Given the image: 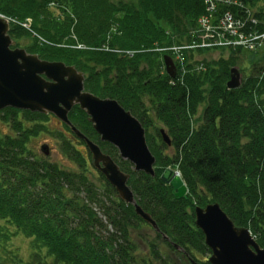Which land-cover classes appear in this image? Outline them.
<instances>
[{"label":"trees","instance_id":"obj_1","mask_svg":"<svg viewBox=\"0 0 264 264\" xmlns=\"http://www.w3.org/2000/svg\"><path fill=\"white\" fill-rule=\"evenodd\" d=\"M133 1L0 0V13L30 22V30L12 25L17 45L44 61L76 68L87 91L117 101L142 123L157 159L156 176L133 173L129 186L157 224V238H168L163 243L169 252L188 264H210L200 259L211 250L195 217L196 207L209 204L249 229L264 249V46L250 52L187 49L202 42L205 16L216 25L231 15L247 22L248 34H264V0H208L210 6L207 0ZM208 7L215 8L213 14ZM214 31L229 37L221 28ZM175 48L182 50L175 54ZM166 55L176 62L175 79L165 71ZM233 68L243 74L242 84L229 90ZM69 119L122 171L133 172L115 147L100 141L82 110L73 109ZM161 128L171 146L162 142ZM45 134L54 136L74 168L33 149ZM85 146L52 115L0 111V264L164 260L155 242L147 245L148 253L141 251L133 232L142 228V219L102 174L93 173ZM168 168L180 172L188 189L182 199L163 180ZM16 241L24 247L14 248Z\"/></svg>","mask_w":264,"mask_h":264},{"label":"water","instance_id":"obj_2","mask_svg":"<svg viewBox=\"0 0 264 264\" xmlns=\"http://www.w3.org/2000/svg\"><path fill=\"white\" fill-rule=\"evenodd\" d=\"M10 24L0 18V110L16 108L43 114L51 113L70 126L78 138L83 139L93 155L94 167L100 170L107 182L117 191L123 202L134 203V193L128 187L129 176L122 173L114 161L100 148L72 126L69 113L78 105L86 111L101 141L117 148L120 155L134 165L136 170L154 175L155 158L150 153L144 129L117 101L101 99L92 93H84V75L64 63L42 61L25 50H12L15 43L10 35ZM166 71L176 78L173 60L164 57ZM241 74L231 70L229 90L241 86ZM164 142L171 145L165 130ZM42 152L49 155L47 145ZM166 180V179H165ZM168 181V180H166ZM178 199L184 198L188 189L178 174L168 181ZM136 214L153 229L159 228L151 216L138 205ZM196 226L205 237L211 250L210 264H264V249L260 247L249 229L236 227L218 204L195 209ZM164 240L168 241L166 236ZM182 251L179 247H175ZM198 264V263H194Z\"/></svg>","mask_w":264,"mask_h":264},{"label":"rangeland","instance_id":"obj_3","mask_svg":"<svg viewBox=\"0 0 264 264\" xmlns=\"http://www.w3.org/2000/svg\"><path fill=\"white\" fill-rule=\"evenodd\" d=\"M112 1H114V2H117V1L136 2L133 0H112ZM217 1H221V0H217ZM208 6H210L209 1H208ZM208 8H209V11L211 13H213L212 11L215 10V8H212V7H208ZM0 14H2V13H0ZM2 15L7 20H16V19L9 17V16H6L4 14H2ZM222 19H223V23L224 22L226 23L229 20L226 14L224 15V17ZM230 19H231V15H230ZM215 27L217 29L220 28L219 25H215L213 27L211 24H209L205 29L207 30V33H209L211 31L215 30ZM256 38L257 37H253V39H250V40L256 41ZM25 44H27V42H25ZM201 44H202V42L196 44V46H200ZM247 46H248V48H253L251 45H247ZM192 47H194V46H192ZM246 51H248L247 48H246ZM241 76L243 78L242 73H241ZM204 109H205V106L201 107L199 115H201L203 113ZM199 115H198V117H199ZM2 130L4 131L5 128L2 127ZM45 144H47L48 147H50L49 155L47 156L50 161L58 162L59 164L63 165L64 167H67V168H74L73 164L61 153L60 144L54 138V136H50L49 134L42 135L33 141L32 146H33V149L35 151L42 154L41 153V146H43ZM168 153H172V150H169ZM133 238L136 242H138V244L140 245L141 251L143 253H148L149 248H147V245L150 242H155L156 244H158V246L160 247V249L162 250V253H163V256H161V259L163 257L164 260L163 261H153L152 264H167V263L168 264H188V262H185L186 260H184L182 257H179L176 254H174L173 251L169 252L167 250V247L163 243V240H159L157 238V231L155 229L151 228L150 225H148V224H144L142 226V228L134 231L133 232ZM19 245L21 247H24L25 244L23 241L14 242V248H16V249L19 248L20 247ZM208 257H209V255L208 256L205 255L203 258H200V259L208 260ZM194 263H197V262H193V264Z\"/></svg>","mask_w":264,"mask_h":264},{"label":"bare ground","instance_id":"obj_4","mask_svg":"<svg viewBox=\"0 0 264 264\" xmlns=\"http://www.w3.org/2000/svg\"><path fill=\"white\" fill-rule=\"evenodd\" d=\"M227 43H235L236 42V40L234 39V38H231L230 40H228V41H226ZM167 75L169 76V74L167 73ZM170 77V76H169ZM170 78H172V77H170ZM172 79H175V78H172ZM84 93H90L89 91H87L86 90V88H84ZM79 108L80 106H78V105H76L73 109H75V108ZM5 109H7V108H5ZM5 109H2V110H0V111H3V110H5ZM16 110V109H15ZM127 111V110H126ZM85 114H86V116H87V113H86V111H83ZM127 112H129V113H131V115L133 116V114H132V112H130V111H127ZM133 118L134 119H136V121L138 122V124L141 126V128L142 129H144V131H145V133H146V130H145V128H144V126L142 125V123L135 117V116H133ZM161 131H163V128H161L160 129V136H161V140H162V142L164 143V144H166L165 142H164V139H163V136H162V134H161ZM98 135V134H97ZM99 136V135H98ZM86 137V136H85ZM87 138V140H89L91 143H93V144H95V145H97L99 148H100V150H101V152L104 154V155H106V156H108V157H110L113 161H114V163L119 167V169H120V171L122 172V173H124L125 175H128L130 178H129V181H128V187H130L129 186V182H130V180H131V178L133 177V173H142V174H145L146 176H149V177H151V178H154L155 176H156V169H157V159H156V157L154 156V154L152 153V151L150 150V148H149V150H150V153L152 154V156L155 158V163H154V165H153V171H154V175H151V174H147V173H145L144 171H141V170H136V168L134 167V165L133 164H131L128 160H126V159H124L121 155H120V153L118 152V156L120 157V159L122 160V161H124V162H127V163H129L130 165H131V167H132V173H125L124 171H122V169H121V167L119 166V164L116 162V160H114V158L112 157V156H110L109 154H107V153H105L103 150H102V148L100 147V145L98 144V143H96V142H94L93 140H91L90 138H88V137H86ZM99 138H100V136H99ZM160 140V139H159ZM100 141H101V139H100ZM102 143H106V142H103V141H101ZM167 146H169L168 144H166ZM113 147H115V146H113ZM166 152V151H165ZM167 153V152H166ZM91 155V163H90V167H91V170L93 171V173L94 174H102L101 172H100V170L99 169H97L96 167H94V163H93V155L92 154H90ZM172 172H173V170L171 169V168H168L166 171H165V173H164V176L163 177H167L168 178V180H172ZM175 174H177V172L176 173H174L173 175H175ZM178 176H180L181 177V174H180V172H179V174H178ZM182 178V177H181ZM174 189V188H173ZM126 206H132L133 208H134V210H135V212H136V208H135V206L136 205H138L140 208H141V206L138 204V200L136 199V196L134 195V203L135 204H133V203H127V202H123ZM142 209V208H141ZM143 210V209H142ZM104 219V218H103ZM105 220V219H104ZM153 220V219H152ZM154 221V220H153ZM142 223L143 224H148L146 221H144L143 219H142Z\"/></svg>","mask_w":264,"mask_h":264},{"label":"built area","instance_id":"obj_5","mask_svg":"<svg viewBox=\"0 0 264 264\" xmlns=\"http://www.w3.org/2000/svg\"><path fill=\"white\" fill-rule=\"evenodd\" d=\"M228 21L223 23L221 29H223L225 32H227L230 36H239L240 40L236 42L237 45H249L253 42V40H250L249 37L239 34L238 31L241 30L244 27V24L241 22H235L232 17L230 19V16H228ZM249 39V40H248ZM248 40V41H247ZM258 40V38H256ZM228 45H231L233 43H227Z\"/></svg>","mask_w":264,"mask_h":264}]
</instances>
